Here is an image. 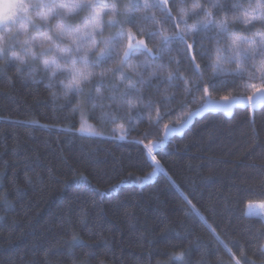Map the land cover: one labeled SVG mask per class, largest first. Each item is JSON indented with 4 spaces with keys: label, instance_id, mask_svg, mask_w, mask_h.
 Segmentation results:
<instances>
[{
    "label": "trees",
    "instance_id": "16d2710c",
    "mask_svg": "<svg viewBox=\"0 0 264 264\" xmlns=\"http://www.w3.org/2000/svg\"><path fill=\"white\" fill-rule=\"evenodd\" d=\"M107 2L124 5L128 0ZM197 2L212 11L210 0ZM224 2L226 11L217 19L227 18L231 25L234 16L240 15L232 12V3L239 2L246 8L249 0ZM179 3L175 0L174 9ZM187 6L192 7V0H187ZM143 15V7L136 10L135 24L145 31L153 30L150 22L140 21ZM149 15L160 18L155 9ZM172 15L177 12L173 10ZM234 26L241 29L237 35H245L244 25ZM129 27L133 25L125 24V31ZM116 31L105 27L103 37ZM164 34L172 35L173 30L165 25ZM197 40L198 47L202 42L205 49L215 48L207 40ZM149 46L157 48L159 37L150 40ZM121 51L122 46L113 56ZM169 56L180 59L181 75L195 81L175 48L165 54L164 62ZM197 62L211 63L199 57ZM115 63V59L106 58L95 71H105ZM176 67L172 63L163 75ZM226 67L234 70L235 66ZM212 71L210 67L205 69V81ZM247 72L246 68V76ZM35 80L39 82H26L12 67L0 73V264H235L233 257L240 264H264V252L260 250L264 248V219L245 214L250 201H264V109L256 111L254 124L249 123V112L242 108L231 116L209 112L194 118V123L173 133L156 152L174 185L164 173H158L141 188L139 181L153 169L140 163L143 146L128 141L143 139L146 130L151 133L148 139H158L164 123H175L183 116L177 110L159 125L148 124L157 108L167 111L164 98L179 97L180 88L153 81L144 89L145 101L136 110L117 107L114 113L112 108H93L75 98L65 100L58 84L48 87L56 82L42 77ZM228 94L247 95L248 91L233 86L217 90L210 99ZM196 97L184 111L196 110L202 103L200 93ZM149 100L153 108L141 112ZM177 104L174 101L169 107L177 108ZM81 113L103 133V138L73 134ZM115 114L123 119L113 124L110 121ZM15 120L35 123L7 122ZM119 124L130 129L126 140L108 138ZM69 127L73 132L61 130ZM81 174L92 188L78 190L74 186L73 177ZM92 189L97 190L95 194ZM180 193L192 201L205 220L189 214V205ZM5 200L14 211L5 210ZM207 225L215 228L227 249ZM180 253L184 254L183 262L175 259Z\"/></svg>",
    "mask_w": 264,
    "mask_h": 264
},
{
    "label": "snow or ice",
    "instance_id": "6c2138e0",
    "mask_svg": "<svg viewBox=\"0 0 264 264\" xmlns=\"http://www.w3.org/2000/svg\"><path fill=\"white\" fill-rule=\"evenodd\" d=\"M174 3L175 0H128L124 5L118 3L109 5L107 0H88V4L77 3L78 7L89 5L101 7V11L97 15L93 16L90 21H86L91 48L84 58V63L91 67V71L86 74H77L80 78L76 80L75 95L72 96H69L60 87L62 80H49L56 84L49 83L48 85L51 88L58 84L65 100L75 98L79 103L92 104L93 108H112L114 113L117 107L128 112L136 110L145 101L144 89L150 87L153 81L180 88L179 97L174 95L164 98L163 103L167 111L161 112L157 108L155 117L149 119L148 124L150 126L159 125L162 119L171 116L177 110L183 112V116L175 123H164L163 135L158 139H148L151 133L146 130L142 133L143 139L128 141L143 146L140 163L151 166L153 169L146 178L139 181L138 186L141 188L152 182L158 173H164L168 182L174 185V181L167 176L161 162L157 159L156 152L173 133H179L194 123V118L202 117L203 114L209 112L215 114L218 111L230 115L233 113L234 106L239 105L243 110L249 112V123L254 124L256 111L264 109V0H249L246 8L239 2L232 3V12H239L240 15L234 16L231 25L227 18L217 19L220 12L226 11L227 5L224 0H210L209 6L212 11H208L205 4L197 2V0H192L191 8L187 6V0H180L175 9ZM141 7L144 9V15L139 19L143 23L150 22L153 26L151 31H145L135 24L136 10ZM153 9L160 12L159 19L155 15H149ZM173 10L177 12L176 16L172 15ZM105 15L110 17L106 25L102 20ZM125 24L133 25V27H129L125 31ZM236 24L244 25L245 35H237L241 29L236 28L234 26ZM257 24L260 25L259 28H256ZM165 25L173 30L172 35L164 34ZM105 27L116 28L118 31L113 36L104 38ZM254 29L255 31H253ZM202 33L203 36H201ZM248 33L251 35H247ZM154 37H159V46L155 49L149 46V41ZM189 37H191L190 42ZM197 37H200L201 41L207 40L210 46L214 44L215 48L205 49L202 42L198 47ZM121 46L122 51L114 57L113 53ZM174 48L177 56L186 60L188 71L196 77L195 81L181 75L180 59H173L169 56L168 61L164 62L165 54L172 53ZM97 49L100 50L97 51ZM139 57H143V60H138ZM197 57L201 61L208 60L211 63H199ZM106 58L115 59V66L109 67L105 71L96 72L95 69L101 67V61ZM250 62L251 66L249 67ZM172 63L177 65L176 69L164 76L163 73ZM232 65L235 66L234 70H229L226 67ZM209 67L213 70L212 76L205 81L203 79L204 71ZM246 68L248 69L247 76ZM145 73H148L147 78H145ZM174 81H179L180 84H174ZM32 82L37 83V80L33 79ZM233 86L246 89L248 95L245 97L243 94L237 96L228 94L221 95L218 101L210 99L217 90H230ZM197 93H200L199 99L202 100V103L198 104L195 111H184L188 104L197 99ZM52 95L53 99L57 98L55 92ZM105 101L108 102L107 105H105ZM174 101H178L177 108L169 107ZM152 108L153 102L149 100L144 104L141 112H150ZM76 110L78 109H74V112ZM141 112H137V115H141ZM131 118V116L128 117L129 120ZM118 119H123V117L115 114L110 122L115 124ZM7 122L25 125L35 123L34 121L19 120ZM61 130L73 132L71 127ZM129 131L130 129L126 128L124 124H119L113 129L111 137L108 138L126 140ZM73 134H79L81 137L103 138V133L97 131L96 127L84 118L83 113H81L79 127L75 128ZM145 140H147L146 143ZM69 170L71 171V168ZM28 183L30 184L31 180H28ZM73 183L78 190L92 188L90 182L82 174L74 176ZM132 183L137 184V181L133 180ZM92 190L94 194L97 191ZM99 195L103 196L104 194L99 193ZM180 195L189 205V214L200 216L192 201L183 193ZM253 207L251 201L246 205L248 211L245 214L247 216L260 215L251 211ZM255 207L264 209V202L256 204ZM4 208L6 211L15 210L6 200ZM200 219L205 220L203 216H200ZM207 227L213 232L216 240L227 249V245L216 234L215 228L212 225H207ZM260 250L264 252V248ZM175 259L183 262L184 254H177ZM233 259L235 264H240L239 259L235 257Z\"/></svg>",
    "mask_w": 264,
    "mask_h": 264
},
{
    "label": "clouds",
    "instance_id": "9594fccd",
    "mask_svg": "<svg viewBox=\"0 0 264 264\" xmlns=\"http://www.w3.org/2000/svg\"><path fill=\"white\" fill-rule=\"evenodd\" d=\"M77 3L88 0H0V73L12 67L26 82L62 80L63 91L75 95L77 74L91 71L84 63L91 41L86 22L76 26L70 20L87 10L90 21L101 11Z\"/></svg>",
    "mask_w": 264,
    "mask_h": 264
},
{
    "label": "rangeland",
    "instance_id": "374dc122",
    "mask_svg": "<svg viewBox=\"0 0 264 264\" xmlns=\"http://www.w3.org/2000/svg\"><path fill=\"white\" fill-rule=\"evenodd\" d=\"M86 17H87V10L80 11L78 14H73V17L71 18L70 22L72 24L76 25V26H82V24L84 22H86ZM102 20H103V22H106L107 21V16H103ZM247 95H244V96L246 97ZM211 100L218 101L219 99H211ZM260 202H264V201L252 202L254 207L251 209V211L253 213H259L260 214V215H252V216H258V217L264 216V209H259V208L255 207V205L260 203Z\"/></svg>",
    "mask_w": 264,
    "mask_h": 264
},
{
    "label": "water",
    "instance_id": "95a60500",
    "mask_svg": "<svg viewBox=\"0 0 264 264\" xmlns=\"http://www.w3.org/2000/svg\"><path fill=\"white\" fill-rule=\"evenodd\" d=\"M238 108H242L241 106H239V105H237V106H234V109H233V113H234V111L236 110V109H238ZM218 112H222V111H218ZM223 113V112H222ZM232 113V114H233ZM232 114H225V115H227V116H231Z\"/></svg>",
    "mask_w": 264,
    "mask_h": 264
}]
</instances>
